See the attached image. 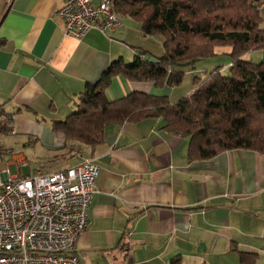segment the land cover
I'll return each instance as SVG.
<instances>
[{"label": "crops", "instance_id": "1", "mask_svg": "<svg viewBox=\"0 0 264 264\" xmlns=\"http://www.w3.org/2000/svg\"><path fill=\"white\" fill-rule=\"evenodd\" d=\"M63 1L0 0V138L7 140L0 146L8 165L27 158L45 164L34 173L83 159L98 167L87 228L73 250L79 264H244L243 256L264 264V154L231 149L189 161L187 140L168 135L161 119L147 118L111 123L100 143L64 155L65 138L52 124L79 108L85 86L113 61L156 55L138 45L146 36L126 18L105 35L65 36L55 17ZM132 92L171 103L185 97L175 87L121 75L105 95L114 101Z\"/></svg>", "mask_w": 264, "mask_h": 264}, {"label": "trees", "instance_id": "2", "mask_svg": "<svg viewBox=\"0 0 264 264\" xmlns=\"http://www.w3.org/2000/svg\"><path fill=\"white\" fill-rule=\"evenodd\" d=\"M259 1L111 0L120 18L133 19L146 37L163 39V54L153 63L144 60L146 52H137L128 64L113 61L96 83L85 86L78 96L79 108L52 124L65 138L64 155L72 158L80 148L100 143L111 123L147 118L161 119L168 135L187 140L189 161H208L231 149L264 154V61L241 58L264 50ZM216 45L231 48L229 75H221L223 67H218L203 82L195 78L189 95L173 103L137 92L114 101L106 98L105 90L116 75L158 89L177 87L184 72L172 68L193 71L199 61L224 55L213 51ZM241 261L253 263L244 256Z\"/></svg>", "mask_w": 264, "mask_h": 264}, {"label": "built area", "instance_id": "3", "mask_svg": "<svg viewBox=\"0 0 264 264\" xmlns=\"http://www.w3.org/2000/svg\"><path fill=\"white\" fill-rule=\"evenodd\" d=\"M256 8L264 12V0ZM55 17L64 35L77 40L120 27L111 0H64ZM3 154L0 146V264H79L73 250L87 228L98 167L83 159L64 170L11 177Z\"/></svg>", "mask_w": 264, "mask_h": 264}, {"label": "rangeland", "instance_id": "4", "mask_svg": "<svg viewBox=\"0 0 264 264\" xmlns=\"http://www.w3.org/2000/svg\"><path fill=\"white\" fill-rule=\"evenodd\" d=\"M262 17H264V13H262ZM127 20H130L131 22L137 24L133 19L129 17H125ZM123 18V19H125ZM122 19V20H123ZM138 26V25H137ZM139 28V26H138ZM140 30V29H139ZM141 33V31H140ZM139 42L138 45L141 47V44L146 45L151 49L152 52H154V55L156 57H160L163 54V46L162 42L163 39L160 36L156 37H146L145 40H142L139 36ZM138 48V47H136ZM139 51V50H137ZM213 51L216 54H226L231 52V48L226 46H219L216 45L213 47ZM249 55L248 58L246 56ZM241 58L245 59L246 61H249L251 63H259L260 61H264V50L262 51H251L247 54H244L241 56ZM231 61L230 56L228 55H217L209 59H205L202 61H199L198 63L195 64L193 72L188 73L189 69L188 68H177L173 67L172 69L175 71H182L184 72L182 76V82L179 86L175 87L176 88V93H185L184 95L186 96L195 86L194 80L197 78L198 81L203 82L208 76L209 73L212 72L214 69H217L218 67H224L223 70H221V75L223 76H228L229 71L226 69V65L228 62ZM130 63V62H128ZM226 69V70H225ZM182 95V94H181ZM180 97V96H179ZM175 99L178 98H171V101H175ZM0 142L3 145H6L7 140L3 139L2 137L0 138ZM13 144L12 147L17 146V139L13 138L12 140ZM9 159L6 158L4 161V166L7 164ZM25 161V162H24ZM20 159V160H12L10 164L8 165V170H9V175L11 177H26L30 176L31 174L33 175L34 170L36 169H41V167H44L45 164L36 162V160H33L32 158H27V160ZM20 162V166L18 167L17 163Z\"/></svg>", "mask_w": 264, "mask_h": 264}, {"label": "water", "instance_id": "5", "mask_svg": "<svg viewBox=\"0 0 264 264\" xmlns=\"http://www.w3.org/2000/svg\"><path fill=\"white\" fill-rule=\"evenodd\" d=\"M144 60L149 61V62H151V63H153V62L156 61L155 58L150 57L149 55H146V56L144 57Z\"/></svg>", "mask_w": 264, "mask_h": 264}]
</instances>
